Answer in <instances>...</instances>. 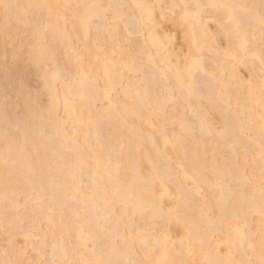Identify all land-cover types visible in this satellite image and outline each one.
<instances>
[{
	"label": "snow or ice",
	"instance_id": "snow-or-ice-1",
	"mask_svg": "<svg viewBox=\"0 0 264 264\" xmlns=\"http://www.w3.org/2000/svg\"><path fill=\"white\" fill-rule=\"evenodd\" d=\"M206 18L215 24L214 33ZM50 31L77 48L83 45L76 70L79 99L91 95L97 126L95 146L87 137L79 149L65 145L77 158L60 155L55 167L53 156L59 154L51 147L49 128H67L65 116L76 112L77 97L67 75L61 80L67 69L43 66L39 41ZM181 34V51L184 45L187 51L176 63L151 47L137 51L133 39L143 36L147 44L151 38L168 54L181 43ZM109 36L114 42L124 38L121 58L127 57L123 66L137 77L135 94L131 85L121 93L122 72L121 84L114 81L115 53L110 56L104 46ZM217 36L223 38L219 43ZM217 49L237 63L241 54L251 60L239 83L207 70L206 60L218 55ZM0 50L5 65L11 59L14 67L42 71V91L48 94L43 101L26 75L5 76L0 264H264V0H0ZM58 84L64 87L65 116ZM128 113L132 123L125 119ZM104 123L116 124L107 141L100 134ZM75 136L65 133V140L78 144ZM145 151L147 174L138 159ZM212 208L221 222L234 223L214 258H201L200 233L205 221L214 223ZM257 214L260 227L253 232L247 219ZM173 227L184 233L179 240Z\"/></svg>",
	"mask_w": 264,
	"mask_h": 264
},
{
	"label": "bare ground",
	"instance_id": "bare-ground-1",
	"mask_svg": "<svg viewBox=\"0 0 264 264\" xmlns=\"http://www.w3.org/2000/svg\"><path fill=\"white\" fill-rule=\"evenodd\" d=\"M10 2H17V0H10ZM19 2L22 3H29V2H40V3H77V2H102V0H19ZM116 2V3H130V4H134L137 2H144V0H106V2ZM150 2L152 3H160L163 2V0H150ZM169 2H171V0H169ZM179 2H184V0H179ZM189 2H191V0H189ZM201 2H209V0H201ZM241 2H246V3H255V4H259L260 0H241ZM208 21H211L209 18H206V23L208 24ZM214 29H209L210 33H214L216 30V26L214 24ZM51 35L56 37L58 40L62 41L65 45V47H72L73 45L70 44L69 42L66 41V39L60 35L59 33H54L51 32ZM202 33L200 31L197 32V38H201ZM219 36L216 37V43H218V38ZM222 38V37H220ZM133 39L135 41H137L136 47H137V51L140 50L141 46L144 47H151L153 54H157L158 52L161 55H168L169 58L172 59L173 63H176L177 60H182L183 54L184 52L187 51V45L183 46V52L179 50L174 51L176 49L172 48L169 50L168 54H165L163 52V48L157 46H153V41L151 38H148L147 40V44H145V37L140 36V37H133ZM180 39H181V43H183V34L180 35ZM223 39V38H222ZM124 42V38L121 37L119 42H114L113 41V37L109 36L107 37V42L104 45L107 48L108 54L111 56L112 53H115V55L112 57L113 63L110 65V69L112 70V75L114 78V81L117 85L121 84V79H120V75L119 73H123V81L124 84L121 87V93L124 92L129 85H131V91L133 94H135L137 88V79H129L127 80L126 75L127 72H129V70L127 68H125L124 65V60L127 59V57H124V59L122 60L121 56L123 53V49L121 47V43ZM208 46L209 48L213 47V40L212 37L209 36L208 38ZM40 43V47L43 49V61L44 64L46 62H48V60L51 59V57L55 56L56 57V49L55 48V44H51V43H45L42 42L41 40L39 41ZM180 43V44H181ZM83 48V45H81ZM223 47H227V44L225 43ZM181 48V47H180ZM55 51V52H54ZM217 52H219L218 55H212L213 59L211 60H206L207 63V70L208 71H212L216 73L217 78L219 79H224L226 81L229 82H234V83H239L238 78L242 77L241 75H239V67L243 68V70L246 71V73L248 74L249 68L246 66L251 64V60H247L245 61V58L243 56V54L240 55L239 58V63H237V61H232L229 60L227 58H225V56L223 55V52L219 49L216 50ZM55 55H54V53ZM74 54H71V56L69 55V63L71 62L72 64H70V68H68L70 73L76 74V70L79 67L77 61H78V57L80 55L83 54V52L79 53L78 51H76V48H74ZM207 53V52H206ZM205 53V54H206ZM40 53L38 52L37 55H39ZM209 54V53H208ZM206 54V55H208ZM0 55H2V50H0ZM53 55V56H52ZM103 55V54H102ZM207 57V56H206ZM1 59V58H0ZM57 59V58H56ZM145 59H147V57H145ZM2 61V60H1ZM0 61V94H2L3 91V83L5 80V76L8 73H16L18 75H25L26 71H29L30 67L28 68L29 70H26L24 68L23 65H20L18 67H14L13 65L9 66L10 69L7 68V66L3 65V63H1ZM4 67H3V66ZM46 65V64H45ZM43 65V66H45ZM85 67H87V64H85ZM7 68L8 70L4 69ZM33 68V67H31ZM98 68V75L101 78H103L104 75V69H103V63L101 62L99 65H97ZM3 69V70H2ZM258 71V69H257ZM31 71H29L28 73H30ZM33 72V70H32ZM31 72V73H32ZM132 73V72H131ZM33 74V73H32ZM31 74V75H32ZM43 74V72H42ZM30 75V74H29ZM27 74L26 77L30 78ZM49 77H51V72H49ZM27 78V79H28ZM26 79V80H27ZM29 81V80H28ZM72 83L74 92L73 95H75L77 97L76 102H75V107H76V112L73 113L70 117L69 116H65L66 120H68L70 122V125H72L70 131L71 133H75L76 136V140H78V144L73 143L71 140H65V133H67V131H64V127L60 126L59 128H49V135L50 137H52L50 143H51V147L54 150V153H57L59 155H54L53 156V166H56L57 161L60 159V155H65L69 158L70 161H75V159L77 158L76 152H70V153H66L65 152V148L64 146L66 145L69 148L72 149H79L81 146H83L85 144V138L87 137V141L95 146L96 145V138H97V126H96V110L94 105V101L91 99V95L88 96V98L84 99L83 101H81L79 99V81L77 79H72L70 81ZM87 83V82H86ZM43 86V85H42ZM89 89V93L91 91L90 89V85L88 86ZM60 103L62 104L63 107V97H64V87L61 86L60 87ZM233 104H235V99H233ZM64 113V110H63ZM85 113V115L83 114ZM65 114V113H64ZM125 119L129 122L132 123V121L134 120V117L132 116L131 113L126 114ZM92 121V123H89V121ZM72 121H75V126L72 123ZM68 122V123H69ZM138 123V122H137ZM110 127L111 128H115L116 124L113 123L111 126L107 123H104L103 125H101L100 127V134L103 138L104 141L108 140V137L110 135ZM170 131V130H169ZM70 133V134H71ZM161 145H163V140L161 139ZM117 151H119V145H116ZM147 148H151L150 143L147 145ZM51 155V153H50ZM152 155H154V153H152ZM149 153L147 151H145L142 154V158L138 157V159H140L141 162V167L144 170L145 174H147V172L150 170V163H149ZM114 163H115V157H114ZM122 163L126 164V161H122ZM84 177L86 179V184L90 182V175H89V170L86 168L85 169V174ZM163 194V193H160ZM165 203H167V196L165 195ZM212 213H213V220L214 223H209L208 221H205V224L202 228V231L200 233L201 238L203 239L204 243L202 245L201 248V258H214V249L217 246H224L228 240L229 237V232L230 229L232 227V224L234 223V221H232L231 219L229 220H225L223 222L220 221L219 217V213L215 208L211 209ZM256 216V225H255V230L259 229L260 227V216L257 215H250L247 219V225L248 227L251 229V227L253 224V217ZM255 222V221H254ZM255 230H251V231H255ZM172 233H173V237L177 240H179L180 236H182L184 233L177 229L176 227L172 228ZM225 251H227V248L225 247Z\"/></svg>",
	"mask_w": 264,
	"mask_h": 264
},
{
	"label": "rangeland",
	"instance_id": "rangeland-1",
	"mask_svg": "<svg viewBox=\"0 0 264 264\" xmlns=\"http://www.w3.org/2000/svg\"><path fill=\"white\" fill-rule=\"evenodd\" d=\"M102 2H106V0H102ZM208 25H209V29H214V24H212L211 23V21H208ZM136 38V37H135ZM138 38V37H137ZM218 39V43H219V41L220 40H222V38H220V37H218L217 38ZM40 40L42 41V42H45V43H51V44H55V48L54 49H56L54 52L57 54L56 55V57L55 56H53V57H51V59L50 60H48V62H46L45 64H43V65H45L44 67L45 68H49V69H52V70H55L56 68H57V66H59V68L60 69H67V73H65V72H62L61 73V80H63L64 79V77H65V75H67V78H68V80L69 81H71L72 79H76V74H73V73H70L69 72V70H68V68H70L69 66H70V64H72L71 62L69 63L68 61V59H69V55L71 56V54H74L75 52H74V48H76V51H78L79 53H81V52H83L82 51V46H80V48H77L76 46H72V47H65V45H64V43L62 42V41H60V40H58L56 37H54V36H52L51 35V31L50 32H48L46 35H44V36H42L41 38H40ZM180 42H181V39H180ZM182 44V43H181ZM181 44L179 43V44H176L175 45V48L174 49H176V50H174V51H176L177 52V50H178V52H179V50L181 51ZM224 45H222V47H223ZM53 52V53H54ZM55 53H54V55H55ZM206 54H208V53H206ZM205 54V55H206ZM206 56H209V54L208 55H206ZM0 61H1V63H3L4 62V60H3V54L2 55H0ZM57 58V59H56ZM211 60L213 59V56L210 58ZM210 59H208V60H210ZM3 65H5V63H3ZM2 65V66H3ZM12 65V62H11V59H9V61H8V64L7 65H5V66H7V68L8 69H10V67L9 66H11ZM1 67V66H0ZM4 67V66H3ZM31 67H33V68H31ZM29 69L27 68L26 70H29V71H31L32 72V70H33V74L30 72V73H28L29 71H26V76H27V74L30 76V78H28V77H26V82L29 84V86L30 87H32L34 90H39V91H41L42 92V96H41V99L43 100V101H45V102H47V99H48V94H47V92H43L42 90H43V84L41 83V80H40V77L43 75L42 74V71H40V70H38L35 66H31ZM7 68H4V69H6V70H8ZM1 69V68H0ZM3 70V69H2ZM49 72H51V71H49ZM32 74V75H31ZM239 75H241L242 77H246L247 76V73H246V71L245 70H243V68H240L239 67ZM126 79L127 80H131L132 78L133 79H137V77H136V75H135V73H131V72H127V75H126ZM29 80V81H28ZM124 81V80H123ZM125 82V81H124ZM124 82H122L123 84H124ZM37 86H39V88H37ZM62 85H57V87H61ZM120 90H121V88H120ZM60 94V93H59ZM61 104V103H60ZM60 114L62 115V116H65V114L63 113V107H62V104H61V107H60ZM84 115H85V113H83ZM66 118V117H65ZM72 125H70V122L68 123V125H67V128L65 129L64 128V131H67V133H71V131H70V129L72 128L71 127ZM83 181H84V183L86 184V179H85V177H83ZM254 219V221H253V225L252 226H254V227H251V230H255V223H256V216L255 217H253ZM257 230V229H256ZM255 230V231H256ZM254 231V232H255ZM49 243H51V241L49 240Z\"/></svg>",
	"mask_w": 264,
	"mask_h": 264
}]
</instances>
